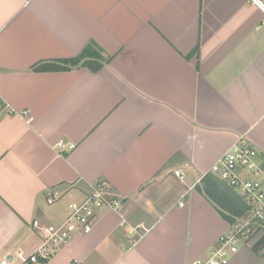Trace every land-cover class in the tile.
Returning a JSON list of instances; mask_svg holds the SVG:
<instances>
[{"label":"crops","instance_id":"0c3cea01","mask_svg":"<svg viewBox=\"0 0 264 264\" xmlns=\"http://www.w3.org/2000/svg\"><path fill=\"white\" fill-rule=\"evenodd\" d=\"M89 46L98 71L33 69ZM241 137L264 162L253 0H0V264H20L41 241L33 221L62 224L101 179L121 209L99 210L48 264L208 258L229 222L199 184ZM60 140L76 147L61 152ZM229 264L264 254L244 245Z\"/></svg>","mask_w":264,"mask_h":264},{"label":"built area","instance_id":"2783aa9c","mask_svg":"<svg viewBox=\"0 0 264 264\" xmlns=\"http://www.w3.org/2000/svg\"><path fill=\"white\" fill-rule=\"evenodd\" d=\"M253 1L264 10L261 0ZM57 147L62 152L75 148L76 144L60 140ZM259 154L249 140L241 137L204 173L203 177L209 173L217 175L235 189L247 203V209L244 215L228 221L227 231L208 258L189 264H229L241 245L252 244L257 236L264 233V162L258 159ZM175 173L180 175L181 171L176 170ZM59 197V192L52 191L48 201L53 203ZM121 207L122 199L110 191L106 180L90 184L86 197L81 202L71 204L70 213L62 224L43 225L38 220L33 221L41 241L29 254L19 252L20 264H48L76 235L89 234L93 230L99 210H120ZM1 264H9L8 258L2 260Z\"/></svg>","mask_w":264,"mask_h":264},{"label":"trees","instance_id":"16d2710c","mask_svg":"<svg viewBox=\"0 0 264 264\" xmlns=\"http://www.w3.org/2000/svg\"><path fill=\"white\" fill-rule=\"evenodd\" d=\"M93 47H87L76 58L40 62L33 69L35 71L67 70L70 65H76L83 61L84 66L93 71H98L101 69L102 64L96 60L100 58V55ZM199 186L205 195L223 211L228 221H233L236 217L244 215L246 212L247 203L244 199L217 175L213 173L205 175L201 179ZM263 249L264 233L253 243V250L256 253L261 252Z\"/></svg>","mask_w":264,"mask_h":264},{"label":"rangeland","instance_id":"374dc122","mask_svg":"<svg viewBox=\"0 0 264 264\" xmlns=\"http://www.w3.org/2000/svg\"><path fill=\"white\" fill-rule=\"evenodd\" d=\"M260 236V235H259ZM259 236H257L254 240H253V242H252V244L254 243V242H256L258 239H259ZM251 244V245H252ZM243 246L241 245V247H240V249L242 248ZM260 253H263L264 254V249L260 252ZM18 262H19V260H15V261H13L12 262V264H18Z\"/></svg>","mask_w":264,"mask_h":264}]
</instances>
